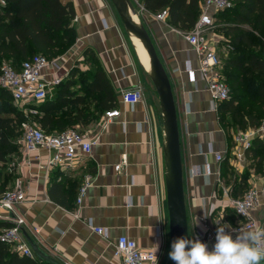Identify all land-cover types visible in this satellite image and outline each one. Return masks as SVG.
Segmentation results:
<instances>
[{"label": "crops", "instance_id": "obj_1", "mask_svg": "<svg viewBox=\"0 0 264 264\" xmlns=\"http://www.w3.org/2000/svg\"><path fill=\"white\" fill-rule=\"evenodd\" d=\"M62 1L72 4L75 40L55 58L64 67L55 74L64 81L76 66L83 72L93 70L94 65L86 62L84 56L91 52L116 95L114 109L119 116L106 120L103 113L90 125L81 127L80 132L95 144L90 155L77 151L75 161L67 167H47L53 152L43 148L26 154L19 137L17 152L7 163L13 180L5 188L8 191L20 183L23 189L24 199L16 204L14 216L23 220V234L58 264H119L114 250L121 236L134 240L142 249L156 250L158 245L162 258L169 249L166 137L156 90L130 35L117 20L112 0ZM141 8V21L148 28L168 75L176 106L183 188L190 220L188 234L193 237L198 232H214L217 226L230 224L221 220L218 213H212L214 202L209 199L214 190L212 174L220 173V163L214 156L224 153L225 158L226 137L206 84L196 71V56L182 33L157 22ZM215 34L218 52L224 36L217 31ZM65 68L69 69L68 74ZM134 88L139 89V102L124 103L121 92ZM228 162L236 175L247 172L249 186H264V172L257 174L250 168L245 152L238 160L231 148ZM85 176L92 178V187L75 218L76 198ZM220 180L224 183V179ZM217 192L224 204L234 199L229 189L227 196ZM255 219L264 226V205L256 210ZM91 227L105 230L106 236L97 235ZM206 244L211 251L215 236Z\"/></svg>", "mask_w": 264, "mask_h": 264}, {"label": "trees", "instance_id": "obj_2", "mask_svg": "<svg viewBox=\"0 0 264 264\" xmlns=\"http://www.w3.org/2000/svg\"><path fill=\"white\" fill-rule=\"evenodd\" d=\"M0 5V67L2 63L19 71L21 64L40 55L51 61L64 53L75 40L70 2L62 0H2ZM152 15L166 11V24L180 32L193 29L200 14L201 0H136ZM228 21L215 24L224 36L220 45L227 56L220 61V76L230 90V99L216 107L218 122L225 134L228 149L220 162V179H224L230 196L242 198L249 188L248 174L236 175L229 165L232 136L254 128L264 121V0H231ZM229 10V9H228ZM223 10L216 14L224 16ZM93 70L74 67L68 79L55 87L53 94L37 105H29L36 115L25 117L19 110L9 116L13 104L9 92L0 89V194L12 182L6 170L11 155L17 152L20 124L32 121L46 135L60 134L73 126L86 127L100 115L115 107L116 95L104 72L96 66L91 52L84 54ZM1 70V69H0ZM79 87L75 90L76 87ZM245 103L241 110L239 105ZM230 119V120H228ZM250 168L264 172V138L253 140L245 151ZM225 208L227 214L233 213ZM234 214V213H233ZM235 216V215H234ZM0 221V231L9 228ZM0 264H46L10 250L0 242Z\"/></svg>", "mask_w": 264, "mask_h": 264}, {"label": "built area", "instance_id": "obj_3", "mask_svg": "<svg viewBox=\"0 0 264 264\" xmlns=\"http://www.w3.org/2000/svg\"><path fill=\"white\" fill-rule=\"evenodd\" d=\"M0 4H3L2 0H0ZM231 6V0H201L199 5L200 14L193 29L189 32H180L184 42L196 56V71L206 84L214 109L219 103L230 99L229 88L220 76V59L215 50L219 40L216 38V25L214 22L217 13ZM153 16L157 22L166 24V11ZM172 30L175 29L172 28ZM62 68H64L63 65L59 64L56 59L48 61L44 57L36 55L23 62L19 71H15L7 64L3 65L0 70V86L9 92L13 103L19 106V110L25 117L36 115V111L27 106L44 102L51 89L61 84L63 78L56 76L55 73ZM68 72L69 69L65 68V74H68ZM121 100L126 104H136L140 100L139 89L122 91ZM118 116L119 111L116 109L104 113L106 120ZM20 132L19 142L26 154L34 152L38 148L53 152L48 160L47 167L71 166L75 161L77 151L84 155H90L92 146L95 144L94 140L74 129H68L57 135H46L34 122L29 120L20 124ZM263 138L264 121L257 127L237 132L233 136L232 151L240 160L244 156V152L251 147L253 140ZM223 155L224 153H216L214 156L215 161L220 163ZM122 164H124V161ZM40 169H45V167L41 166ZM212 177L214 190L209 196L210 201L214 202L212 213H218L220 219L222 216L225 219L224 210L230 208L239 220V224L232 228L262 227L257 224L255 212L260 206L264 205V186L257 187L250 184L242 198L231 199L224 204L218 198L217 190H222L223 195L227 196L228 189L222 186L219 172L213 173ZM91 187L92 178L85 176L76 198L75 218H78V208L81 207L82 200ZM23 199L24 194L20 183H17L11 190L0 194V220L10 224L9 228L0 231V242L8 245L11 251L21 256L36 259L23 235V220L14 216L16 204L22 202ZM91 228L97 235L106 236L105 230L96 227ZM226 232L237 235L231 229H226ZM215 233L216 230L214 232H198L191 239L198 238L201 242L206 243L215 236ZM114 258L118 260L119 264H159L161 254L155 249L139 248L134 240L121 236L115 244Z\"/></svg>", "mask_w": 264, "mask_h": 264}, {"label": "water", "instance_id": "obj_4", "mask_svg": "<svg viewBox=\"0 0 264 264\" xmlns=\"http://www.w3.org/2000/svg\"><path fill=\"white\" fill-rule=\"evenodd\" d=\"M112 2L125 31L129 35L133 34L144 43L152 63L153 76L150 78L159 97L166 137L164 149L166 168L165 191L168 210V243L171 251V244L176 238H189L183 188L180 136L173 93L168 75L160 61L152 38L141 24L139 26L134 24L128 16V8L132 9L129 0H112ZM23 235L38 261L46 264H58L37 248L25 233ZM172 264H175V261L172 260Z\"/></svg>", "mask_w": 264, "mask_h": 264}, {"label": "clouds", "instance_id": "obj_5", "mask_svg": "<svg viewBox=\"0 0 264 264\" xmlns=\"http://www.w3.org/2000/svg\"><path fill=\"white\" fill-rule=\"evenodd\" d=\"M226 229L237 233L235 239ZM171 249L168 256L175 264H261L264 262V226L235 229L223 223L216 228L211 251L198 238L185 237L176 238Z\"/></svg>", "mask_w": 264, "mask_h": 264}, {"label": "rangeland", "instance_id": "obj_6", "mask_svg": "<svg viewBox=\"0 0 264 264\" xmlns=\"http://www.w3.org/2000/svg\"><path fill=\"white\" fill-rule=\"evenodd\" d=\"M112 2V1H111ZM129 3H130V6L132 7V9H133V11L135 12V14H136V16L138 17V19H139V21H140V24L142 25V27L144 28V30L149 34V31H148V28L143 24V22L141 21L142 20V16H141V12H142V8H141V4L139 3V2H137L136 0H129ZM1 5V4H0ZM112 5H113V2H112ZM233 6V5H232ZM232 6L231 7H229L228 9H225L227 12H225L226 14L224 15V16H218V18H217V20H215V24H219V23H222V22H227L228 21V17H227V15H229L230 13H231V8H232ZM117 16V15H116ZM117 20H118V22L120 23V26L124 29V27H123V25H122V23H121V21L119 20V18H118V16H117ZM219 27H216V29H218ZM124 31H125V29H124ZM217 54H218V56H219V59H220V61H222L223 60V58H225L226 56H227V52L225 51V49L223 48V47H220L219 49H218V52H217ZM3 65H5V63H2L1 64V67L3 66ZM1 67H0V69H1ZM77 88H79L78 86L75 88V90L77 89ZM0 89H2L3 90V88L0 86ZM229 92H230V90H229ZM157 93V92H156ZM52 94H53V91H52ZM230 96H231V94H229ZM50 96H51V94H50ZM157 96H158V94H157ZM158 99H159V97H158ZM246 106V104L245 103H242V104H240L239 105V108L241 109V110H243V108ZM10 114H8V117L9 116H12V115H15L16 114V111H19V106H17L16 104H11L10 105ZM228 120H230V119H228ZM69 129H74V130H76V131H81V126H73V127H71V128H69ZM11 166H10V164L8 165V166H6V170H8L9 168H10ZM223 185L222 186H224V187H226L227 188V184H226V182H224V183H222ZM220 192H222V190H220ZM184 197H185V195H184ZM185 206H186V201H185ZM232 212V211H231ZM186 214H187V206H186ZM227 217H228V221L230 222V224H232L233 226L235 225H238L239 224V222H238V220H237V218L234 216V214L233 213H230L229 215L227 214ZM189 217H187V224H188V226H189ZM189 238H191L190 237V235H189ZM170 252V250L168 249L167 251H166V253L163 255V257L162 258H160V261H159V264H172V260L169 258V256H168V253ZM261 264H264V262H261Z\"/></svg>", "mask_w": 264, "mask_h": 264}, {"label": "bare ground", "instance_id": "obj_7", "mask_svg": "<svg viewBox=\"0 0 264 264\" xmlns=\"http://www.w3.org/2000/svg\"><path fill=\"white\" fill-rule=\"evenodd\" d=\"M128 16L134 24L138 26L140 25V21L138 17L136 16L135 12L131 8H128ZM130 38L138 52V55L143 64V67L145 68L147 74L150 77H152L153 76L152 63L146 51L144 43L140 39H138L136 36H134L133 34H130Z\"/></svg>", "mask_w": 264, "mask_h": 264}]
</instances>
